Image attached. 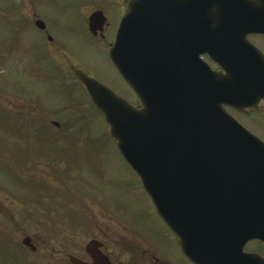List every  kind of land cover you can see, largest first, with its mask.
Returning <instances> with one entry per match:
<instances>
[{
	"label": "water",
	"instance_id": "obj_1",
	"mask_svg": "<svg viewBox=\"0 0 264 264\" xmlns=\"http://www.w3.org/2000/svg\"><path fill=\"white\" fill-rule=\"evenodd\" d=\"M128 9L108 53L141 107L81 70L75 76L184 256L193 264H264L241 244L257 232L254 224L243 230L257 217L251 207L264 208V144L224 110L264 101V58L247 42L264 34V0H131ZM89 22L96 36L106 21L96 12ZM206 55L225 76L210 70ZM241 55L255 56L246 59L254 68L243 69ZM99 247L86 248L93 264L104 260Z\"/></svg>",
	"mask_w": 264,
	"mask_h": 264
},
{
	"label": "rangeland",
	"instance_id": "obj_2",
	"mask_svg": "<svg viewBox=\"0 0 264 264\" xmlns=\"http://www.w3.org/2000/svg\"><path fill=\"white\" fill-rule=\"evenodd\" d=\"M88 1H57L64 9L59 17L61 23H65L67 28H73L79 23H84L87 12L89 17L96 8L107 11L104 0H93V5L87 7ZM0 3H5V0H0ZM7 4L4 6H8L11 11L17 7L8 0ZM110 18L113 25L118 24V21H114L113 14H110ZM82 33L83 36L77 40L73 36H66L64 44L69 49L66 56L52 55L48 59L50 70H53L55 76L61 72L65 80H56L53 85L51 81L44 84L34 75L32 78L39 82L35 87L32 86V79L22 72L29 69L31 58L37 57L35 52L31 49H17L15 46L12 48L8 40L0 36V79L5 80L2 82L0 109L6 114L11 113L13 119L17 118L20 112L28 113L30 117L35 116L33 118L40 123H35L34 129H41L35 134L24 132L21 127L24 126L23 129H26L25 127L32 124L22 125L16 122L6 124L4 134V129L0 126V214H7L12 218L10 220L0 216V247L3 242L12 247H20L25 236L31 238L32 235L41 233L40 230H44L43 228L59 229L60 232L53 230L47 236L42 235V239L46 237L53 242L57 260L35 264H66L68 261L65 253L82 256L83 247L80 249L82 241L69 234L74 223L70 218H75L72 216L73 211H81V217L86 222L92 221L91 213L99 209L110 213V220L112 219L114 223L111 226L115 228L117 235H123L124 239L130 238L128 233H124L125 228L127 232L139 236L148 246L160 251L179 250L174 235L155 214L154 204L144 192L138 176L126 161H123L114 140L110 139L105 119L97 113L71 75L70 65L79 66L87 74L100 79L104 85L112 88L131 105L137 102L110 62L108 53L110 40L96 43L84 29ZM27 41L32 43L37 41L36 35L30 34ZM15 49V54H25L23 60L19 61L16 56L14 58L5 56L8 51ZM7 65L10 66L9 69ZM9 80L11 83L7 84L6 81ZM63 86L69 91L68 99L61 95L59 87ZM33 107L35 113L31 111ZM21 122L30 123L29 118ZM53 123H59V128L56 129ZM42 133L48 135L47 140L53 139L50 143L52 146L56 143V147L53 148L59 149L54 151L60 162L49 160L50 157L45 159L38 156L41 153L31 154L32 157L27 158L31 152L40 149V146L31 140H37ZM20 138L26 140V143H20L22 141ZM20 162L22 167H17L16 163ZM9 167L10 170H7ZM6 171L8 176L5 174ZM33 179L42 181L45 191L33 190V184L38 183ZM72 196L75 200L70 204ZM68 218L70 221L67 223L65 221ZM96 221H100V224L104 222L101 218ZM119 236L114 245H107L109 252L118 253L129 249ZM66 240L73 242L69 246L65 244ZM43 254L46 253H40L41 256ZM2 256L3 253L0 264H9ZM41 256H37L38 259ZM35 258L27 257L30 260ZM179 263L188 264L184 257L180 258Z\"/></svg>",
	"mask_w": 264,
	"mask_h": 264
},
{
	"label": "flooded vegetation",
	"instance_id": "obj_3",
	"mask_svg": "<svg viewBox=\"0 0 264 264\" xmlns=\"http://www.w3.org/2000/svg\"><path fill=\"white\" fill-rule=\"evenodd\" d=\"M57 1L59 0H8V2L15 3L17 5L16 9L13 11L9 10L8 6H4L5 4H7V0H5V3L3 4L0 3V36L3 39L8 40V44L10 47L13 48L15 46L17 49L21 48V50L31 49L32 52H35V54L37 55V57L32 56L34 57V59L31 58L32 62L29 66V69H27L26 71L23 70L27 77L32 79L33 87L39 84L38 80L32 78V76L34 75H36L39 78V81L44 84L51 81L53 85L56 80H65V76H63L61 72L59 75L55 76L53 70H50V67H48L47 63L50 64V61L48 59L52 57V55L66 56L69 53V49L66 48V44H64L67 35L75 37V40L80 39V37L83 36L82 31L84 29L85 33H87L97 43H105L110 40L111 43H109L108 46L111 45L114 41L117 32L116 29L119 25L120 19L127 12V5L130 0H104V2L107 4L105 5L107 7V13L105 11H103V13L106 18L107 24L104 27L103 36L97 37H92L91 34L88 33V16H85L86 20L83 24L79 23L73 28H67L65 26V23H61L59 17H61L64 9L58 5ZM88 5H93V0H89ZM2 7L5 9H3ZM65 8L68 9L67 6H65ZM110 14H113L115 16L114 21H118V24H112V22L110 21ZM32 33H34L37 37V41H33V43L27 41L29 40V35ZM187 33L189 39L192 36V31H187ZM248 41L264 56L263 35H249ZM15 51L16 49L8 51L5 56L11 58H14L16 56L18 57L19 61L23 60V56H25V54H15ZM226 53L227 50L224 51V54ZM209 64L212 70L218 71L215 65H213L211 62H209ZM241 67L243 69H249L250 67L254 66H252V64H243ZM87 75L96 79L98 82L100 81V79L95 78V76H92L90 74ZM75 82L77 83V85H79L76 78ZM2 93V80L0 79V94L2 95ZM31 111H33V113L36 112L34 107ZM226 111L230 115L234 116L240 123H242L251 134L256 135L264 143V102L259 106L257 110H247L244 113H238L232 108H226ZM2 117H5L4 112L2 113ZM26 118H29V120H31V117L29 116H26ZM32 121L36 122L38 120L36 118H33ZM253 130H255L256 132L252 133L251 131ZM81 215V211H76L77 221H79V223L70 227L72 228V231H70L69 234L70 236L75 235L77 239L82 241L80 246V249L83 247L81 249L82 256H76V258L84 264H92V260L86 252V246L90 242H98L103 245L101 247V252L104 258L108 260V262L102 264H181L179 263L180 258H185V256L182 255L181 250L160 251L154 247L148 246V244L142 241L139 236H136L129 231L127 232L125 228L123 229L124 233H128L130 238L128 237L126 240L124 239L125 237L123 235H117L118 233H116L115 228L111 226V224L114 223L112 222V219L110 220V213H108L106 210L104 211L97 209L96 211H94V213H91V222H83V218L81 217ZM0 216H4L6 219L9 218L10 220H12L11 216L8 217L7 214H0ZM98 218L103 219L104 222L100 224V221H96ZM247 220L249 225H251L252 223L254 224L255 230L257 231L258 229L259 234L258 238L249 240L247 241V243H244L246 245L243 249V253H245L246 255L252 254L264 260V233L260 231L261 228L264 231V215H257L256 218ZM65 228L67 229L68 227ZM43 229L44 230H40L41 233H36L35 235L31 236V240L34 242L37 252L29 253V255L27 254V256L28 258L29 256L30 258H36L32 260L27 259L25 261L18 260V264L53 262L57 260L55 258L56 251L54 250L53 242L51 243L50 240H48L46 237L42 239V235L47 236L52 233L53 230L57 232H60V230H55V228ZM118 236L124 243L128 245L127 246L125 244L129 249L118 253L109 252L107 245H114ZM68 238L72 239L71 237ZM86 239H88L87 242ZM72 242L73 240H66L65 244L70 246ZM41 252H44L46 254H43L41 256ZM16 255H18L17 252ZM37 256H41V258L38 259ZM2 257L7 263L6 257ZM186 261L188 264H191L187 259Z\"/></svg>",
	"mask_w": 264,
	"mask_h": 264
},
{
	"label": "trees",
	"instance_id": "obj_4",
	"mask_svg": "<svg viewBox=\"0 0 264 264\" xmlns=\"http://www.w3.org/2000/svg\"><path fill=\"white\" fill-rule=\"evenodd\" d=\"M31 141H33V142H34V141H36V140H31Z\"/></svg>",
	"mask_w": 264,
	"mask_h": 264
}]
</instances>
